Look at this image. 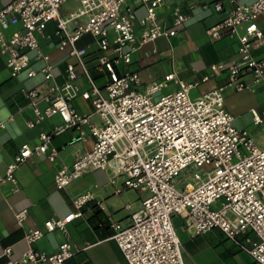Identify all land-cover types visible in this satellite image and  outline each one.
<instances>
[{
	"label": "built area",
	"instance_id": "obj_1",
	"mask_svg": "<svg viewBox=\"0 0 264 264\" xmlns=\"http://www.w3.org/2000/svg\"><path fill=\"white\" fill-rule=\"evenodd\" d=\"M66 1L9 0L0 8V54L11 75L23 70L35 75L31 64L36 58L43 60L40 72L49 81L44 90L33 87L27 91L34 113L27 126L34 127L56 114L64 121L50 131H41L38 144H23L5 172H0V184L10 182L13 190H19L15 170L33 153L46 154L55 161L60 148L53 144V138L66 128L76 130L69 143L86 141L90 132L93 145L78 154L71 165L59 168L55 183L64 188L89 170L111 169L110 183L124 178L116 192L133 188L147 193L141 205L129 212V224L108 213L114 238L130 264H185L183 244L173 221L176 214L185 218L186 227L194 233L221 228L264 264V146L235 125V117L225 104L226 89L264 88V56L253 53L264 46V25L259 20L264 16V0H213L215 10L226 9L227 13L206 28V34L213 39L236 36L238 56L212 63L206 74L192 82L171 72L164 80L147 84L144 91L137 88L141 79L131 67L132 54L161 36L178 33L189 15L174 5L171 23H161L157 9L165 0H136L146 9L139 17L143 30L137 37L136 9L126 0H79L80 6L65 17L60 8ZM50 21L57 25L58 48H68L73 57L63 82L55 81L51 56L41 46V38L50 37L46 31ZM14 25L18 27L8 34ZM86 34L99 48L94 67L87 60L89 44H77ZM159 55L157 48L146 51L141 65L152 63ZM93 68L106 71L108 78L103 84L97 83ZM224 71L228 76L223 84L191 96L192 88ZM80 76L86 79L87 88L78 83ZM170 81L178 84V89L157 95ZM78 95L92 103L101 123L94 122L91 113L71 105ZM251 112L256 123L263 122L264 108H252ZM13 118L0 119V128ZM90 201L105 209L103 200L88 189L73 197L76 210L45 221L48 231L61 229L66 234L56 251L34 247L44 230L30 228L24 235L29 247L20 257H13L11 246L1 249L5 264H64L76 252L90 247V242L75 245L67 231L68 223L82 215ZM27 214V208L15 211L19 225L24 224Z\"/></svg>",
	"mask_w": 264,
	"mask_h": 264
},
{
	"label": "crops",
	"instance_id": "obj_2",
	"mask_svg": "<svg viewBox=\"0 0 264 264\" xmlns=\"http://www.w3.org/2000/svg\"><path fill=\"white\" fill-rule=\"evenodd\" d=\"M9 0H0V8ZM213 0H165V3L157 9L158 19L161 23L170 24L174 5H180L184 12L189 15L184 27L175 35L166 38L159 37L154 42L147 43L133 55L132 69L137 70L141 82L137 85L139 90L144 91L146 85L153 81H161L174 72L179 78L187 81L200 79L209 71V66L221 60H231L238 56L239 42L236 36H222L210 38L206 34V28L219 22L227 13V10L217 11L211 6ZM250 1V0H243ZM127 5L136 9L135 34L139 37L143 27L139 17L146 13V9L136 0H126ZM205 4H208L205 6ZM80 6L79 0H67L60 8L62 16H69L70 12ZM84 19V18H83ZM260 24L264 25V16L260 17ZM74 25V23H71ZM18 26L14 25L7 30L10 34ZM56 22L50 21L47 25V33L50 37L41 38L42 49L49 53L54 64L56 74L55 81L63 82L68 62L73 60L69 55V49H59L57 46L58 36L55 34ZM77 44L88 45V64L94 67L99 48L93 37L86 34L81 37ZM157 48L159 59L152 63L141 65L145 52ZM34 53V52H33ZM256 56H264V46L253 49ZM112 54V52H110ZM43 60L34 58L31 67L37 73L29 76L27 70H23L17 76H12L7 67L5 57L0 54V119H7L13 115L12 120L6 122L5 127L0 128V172L4 173L14 155L19 152L23 144L34 146L40 142V132L50 131L56 125L63 124L61 115L56 114L45 119L34 127H28L26 121L34 117L27 91L30 88L44 90L49 84L40 68ZM92 73L98 84H103L108 75L106 71L93 68ZM228 76L224 71L208 82L191 89V96L197 97L203 91L223 84ZM81 88H87L88 84L83 76L78 78ZM178 89V84L173 81L169 86L162 89L157 95ZM234 89L225 90V104L227 109L234 115V102L231 101V92ZM254 93L259 94V106H250L254 130L251 132L246 126L238 128L246 129L256 143L264 146L256 135L264 132L263 122L256 123L251 112L252 108L261 111L264 108V88L257 87ZM42 106L44 103L41 104ZM71 105L83 113H91L92 120L101 123L100 116L94 112L92 103L81 95L71 100ZM21 110L19 111V109ZM76 133L74 128H66L53 138V144L60 148L55 161L49 160L46 154L33 153L23 161L15 170L20 189L15 191L10 182L0 184V251L3 247L11 246L13 257H20L29 247L24 235L30 228H41L44 235L33 246L46 252H54L61 242L66 239V234L61 229L48 231L45 221L51 217L64 216L68 212L76 210L73 197L88 189H93L101 200L105 209L95 201L87 203L82 215L73 219L67 225L69 239L77 246H83L86 242L92 245L85 250L76 252L67 259L64 264H130L121 247L114 238L115 229L110 223L108 213H111L122 224L130 222L129 212L137 209L142 199L147 196L146 192L137 189H124L116 192L120 187L123 177H118L114 184L110 183L113 175L111 169H92L81 177L75 179L64 188H58L55 183V173L64 165H71L75 157L89 149L94 142V136L88 132L86 141L69 143ZM97 184V186H95ZM126 205L129 207L127 208ZM27 208L28 214L23 225L17 223L15 211ZM174 225L183 244V256L185 264H261L252 255L241 248L232 238L228 237L219 227L202 232L194 233L186 227L185 218L180 215L173 216ZM243 238V235L239 236ZM5 256H0V264H5Z\"/></svg>",
	"mask_w": 264,
	"mask_h": 264
},
{
	"label": "rangeland",
	"instance_id": "obj_3",
	"mask_svg": "<svg viewBox=\"0 0 264 264\" xmlns=\"http://www.w3.org/2000/svg\"><path fill=\"white\" fill-rule=\"evenodd\" d=\"M230 99L234 102L233 111L237 114L235 123L240 126H246L251 132L255 131L254 125L251 122L252 116L249 107L252 105L259 106V94L247 89H234L231 92ZM256 137L260 142H264V132L258 133Z\"/></svg>",
	"mask_w": 264,
	"mask_h": 264
}]
</instances>
